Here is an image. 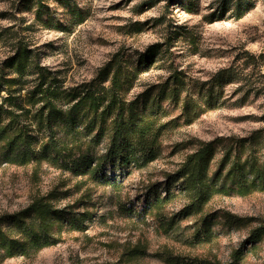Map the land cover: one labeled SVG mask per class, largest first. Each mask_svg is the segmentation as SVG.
<instances>
[{
    "label": "rangeland",
    "instance_id": "rangeland-1",
    "mask_svg": "<svg viewBox=\"0 0 264 264\" xmlns=\"http://www.w3.org/2000/svg\"><path fill=\"white\" fill-rule=\"evenodd\" d=\"M217 2L0 0V62L23 43L67 89L90 84L110 89L119 68L126 75L120 98L143 105L148 96L159 106L156 127L165 125L153 161L141 169L109 166L103 179L46 160L23 166L4 162L0 148L1 229L8 230L11 217L40 199L61 216L50 231L53 245L29 256L5 259L0 252V264H264V239L248 240L264 228V189L246 196L215 193L201 213L182 217L190 195L177 186L180 181L168 184L189 155L223 139L207 171L214 181L211 191L221 188L230 164L218 179L213 175L224 149L264 134L263 96L248 93L244 82L216 83L224 70L248 75L250 66L239 71L244 55L264 49V0H254V8L239 20L229 12L219 14ZM175 76L183 84L176 103L169 93ZM210 88L217 98L212 105L201 97ZM185 97L194 104L187 115ZM263 147L264 141L245 149L241 161L253 149L262 162ZM168 188L159 209L141 213L151 195L162 199ZM224 214L242 223L230 225ZM206 219L212 236L199 241ZM164 220L172 225H162Z\"/></svg>",
    "mask_w": 264,
    "mask_h": 264
},
{
    "label": "trees",
    "instance_id": "trees-1",
    "mask_svg": "<svg viewBox=\"0 0 264 264\" xmlns=\"http://www.w3.org/2000/svg\"><path fill=\"white\" fill-rule=\"evenodd\" d=\"M217 3L219 14L229 12L236 20L254 8V0H218ZM243 58L244 65L239 71L250 66V73L241 75L224 70L220 74L225 77L217 80V85L227 78L244 82L248 93L264 98V49L258 55L245 54ZM115 71L110 89L93 84L67 89L61 85L58 74L41 66L36 51L17 42L11 54L0 62V148L5 151L4 162L23 166L46 160L66 171L76 173L85 169L103 179L109 166L112 171L126 167L141 169L153 161L158 153L156 140L165 128V125H155L159 120L158 103L148 102V96L143 105L138 104L139 100H122L119 92L126 75L119 68ZM172 81L169 93L176 103L179 87L183 84L176 76ZM201 97L208 105L217 99L212 88ZM192 105L193 102L185 97L184 115L190 112ZM226 141L216 139L203 144L186 158L173 176L168 177L169 185L180 181L177 186L190 195V204L179 213L182 217L201 213L215 193L246 196L264 189V152L262 162L258 161L253 149V154L241 161L245 149L264 141V134L259 133L224 149L219 170L213 175L218 179L222 168L230 164L224 174V185L211 191L214 181L208 179L207 171L217 146ZM233 152L234 159L230 161ZM227 184H230L229 188ZM169 194L168 188L162 199L151 195L152 200L147 199L141 213L159 209ZM26 216L28 221L24 219ZM57 216L60 212L40 199L25 213L11 217L9 231L0 227L1 257L29 256L53 245L50 231ZM224 217L230 225L242 223V219L232 215L224 214ZM165 224L169 228L172 220H164L162 225ZM210 228L211 223L203 220L198 229L202 232L197 235L199 241L211 238ZM263 231L264 228L253 231L248 240L256 243L264 239ZM199 264L218 263L202 261Z\"/></svg>",
    "mask_w": 264,
    "mask_h": 264
}]
</instances>
